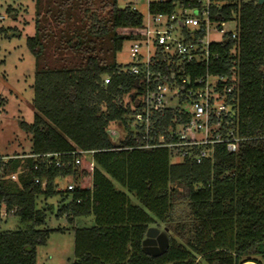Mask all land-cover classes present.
Instances as JSON below:
<instances>
[{"label":"trees","instance_id":"trees-1","mask_svg":"<svg viewBox=\"0 0 264 264\" xmlns=\"http://www.w3.org/2000/svg\"><path fill=\"white\" fill-rule=\"evenodd\" d=\"M40 1L35 32L26 39L35 59V113L32 123L20 126L30 134V154L61 153V165L46 166L27 156L20 187L9 190L4 177L16 173L20 156L0 158V204L25 224L0 232V264H36V246L53 230L38 228L45 223V208H37L35 200L60 192L53 181L65 176L72 177L74 188L64 192L70 201L58 214L67 213L69 220L93 216L90 227L74 230L71 264H262L264 0H222L217 7L223 19L231 11L238 19L237 38L215 47L222 51L238 44V132L247 139L235 152L217 146L213 157L200 163L177 161L166 148H139L121 118L137 79L119 70L115 54L125 40L142 33V15L129 4L119 7L117 0H45L43 10ZM171 8L150 5L153 12ZM104 74L111 76L106 86ZM110 123L121 129L116 143L107 133ZM73 151L86 152L78 165ZM181 192L190 215L186 231L181 224L185 241L171 238L153 256L143 249L145 233L155 220L173 222Z\"/></svg>","mask_w":264,"mask_h":264},{"label":"built area","instance_id":"built-area-1","mask_svg":"<svg viewBox=\"0 0 264 264\" xmlns=\"http://www.w3.org/2000/svg\"><path fill=\"white\" fill-rule=\"evenodd\" d=\"M145 1L148 13L142 16L143 31L130 40L131 61L126 67L119 64L121 72L137 79L125 99L130 107L121 116L124 124L138 139L139 148H166L177 161L200 163L212 158L217 146L235 152L238 143L247 139L238 132V44L222 51L215 46L228 37L237 38L236 14L231 11L223 19L217 10L222 0ZM151 4L172 8L153 12ZM230 22L235 24L233 29L226 28ZM212 34H219L220 39L212 40ZM219 64L222 69L216 71ZM101 80L106 86L111 76L104 74ZM174 98L177 101L172 105ZM85 153L73 151V164L78 165ZM60 155L26 156L58 167ZM34 181L45 184L38 178ZM66 188L72 190L74 185Z\"/></svg>","mask_w":264,"mask_h":264},{"label":"rangeland","instance_id":"rangeland-1","mask_svg":"<svg viewBox=\"0 0 264 264\" xmlns=\"http://www.w3.org/2000/svg\"><path fill=\"white\" fill-rule=\"evenodd\" d=\"M40 2V10H43L46 6L45 0ZM126 4L135 6L138 13L144 17L147 16L145 0H117L119 7H124ZM94 8L96 10V7ZM35 10L36 0H0V158L7 160L15 155L20 156L16 177L10 178L11 173L4 177L11 185L9 190L20 187V179L26 175L24 168L28 158L25 155L31 153L30 134L21 128L20 122L32 123L35 113L32 106L35 59L26 44L27 37L35 32ZM234 25L230 22L226 28L233 29ZM210 38L219 40L220 35L212 34ZM130 44V40H125L121 49L115 54L116 62L122 67H126L131 61ZM176 101L174 98L172 105ZM109 128L118 131L112 137L108 133L111 140L116 143L122 138L121 129L114 123H110ZM71 178L70 176L56 177L53 181L54 189L60 192L49 197L39 195L35 200L37 208H45V223L38 228L53 230L44 244L36 246V264H71L74 260L75 228L92 225V217L88 215L69 220L67 213L58 214V209L70 201V195L64 192L67 185L72 183ZM112 182L115 189L128 193L119 183ZM130 198L133 204L140 205L136 196L132 194ZM4 207V204L0 206V232L25 228L19 216L14 212L6 213ZM174 209L172 223L155 220L149 226L159 230L158 236L163 237L166 244L171 238L179 242L185 241L186 233L181 232V224L185 223L186 231L190 215L182 192L176 197ZM175 224L179 226V229H173ZM201 263L205 264L203 261Z\"/></svg>","mask_w":264,"mask_h":264},{"label":"water","instance_id":"water-1","mask_svg":"<svg viewBox=\"0 0 264 264\" xmlns=\"http://www.w3.org/2000/svg\"><path fill=\"white\" fill-rule=\"evenodd\" d=\"M260 1H262V0H260ZM107 133H109L112 137L117 132H115L113 130H108ZM158 233H159L158 229L153 228V227H148V229L145 233L146 237L142 241L143 249L147 253H149L153 256L160 254L165 249V247L167 246L163 237L158 236Z\"/></svg>","mask_w":264,"mask_h":264},{"label":"crops","instance_id":"crops-1","mask_svg":"<svg viewBox=\"0 0 264 264\" xmlns=\"http://www.w3.org/2000/svg\"><path fill=\"white\" fill-rule=\"evenodd\" d=\"M91 216V215H90ZM92 217V220H93V216H91ZM243 264H256V263H254V262H252V261H248V262H245V263H243Z\"/></svg>","mask_w":264,"mask_h":264}]
</instances>
